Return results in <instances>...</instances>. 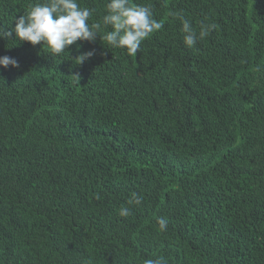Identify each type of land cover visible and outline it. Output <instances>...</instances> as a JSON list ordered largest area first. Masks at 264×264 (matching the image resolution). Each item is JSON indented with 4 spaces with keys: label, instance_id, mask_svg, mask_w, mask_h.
<instances>
[{
    "label": "trees",
    "instance_id": "16d2710c",
    "mask_svg": "<svg viewBox=\"0 0 264 264\" xmlns=\"http://www.w3.org/2000/svg\"><path fill=\"white\" fill-rule=\"evenodd\" d=\"M34 2L0 0V30ZM132 2L163 24L136 56L0 37V264H264V0ZM181 9L217 25L195 48Z\"/></svg>",
    "mask_w": 264,
    "mask_h": 264
},
{
    "label": "clouds",
    "instance_id": "9594fccd",
    "mask_svg": "<svg viewBox=\"0 0 264 264\" xmlns=\"http://www.w3.org/2000/svg\"><path fill=\"white\" fill-rule=\"evenodd\" d=\"M105 9L102 21L90 23L95 9L82 7L79 0H35L25 14L15 18L12 31L0 30V37H11L14 31L18 41H27L33 46H47L50 54L55 57L65 53L71 45L76 44L79 49L78 41L94 42L97 35H100L107 49H124L129 56H136L141 51L142 43L163 28V24L154 18L150 4H135L132 0H107ZM185 16L183 9L172 13L173 19L182 25L183 42L188 48H195L198 42L206 39L217 28L215 23L202 20L197 32ZM94 54V50L82 53L75 61L77 65L83 64ZM9 66L19 68L20 65L15 58L0 57V67L7 69ZM256 71L264 72V67L257 65ZM73 76L80 83V77ZM95 199L100 200L101 196L96 194ZM143 201L142 193L132 192L127 204L117 210L118 215L129 217L132 214L129 206H140ZM168 223L166 217L157 218L161 233L168 230ZM87 264H92V260L89 259ZM143 264H168V259L160 255L145 259Z\"/></svg>",
    "mask_w": 264,
    "mask_h": 264
}]
</instances>
